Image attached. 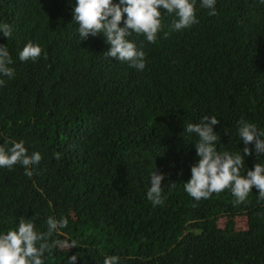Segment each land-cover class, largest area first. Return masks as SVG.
<instances>
[{"label":"trees","instance_id":"trees-1","mask_svg":"<svg viewBox=\"0 0 264 264\" xmlns=\"http://www.w3.org/2000/svg\"><path fill=\"white\" fill-rule=\"evenodd\" d=\"M75 4L0 0V23L13 30L0 33V44L15 70L0 76V146L23 141L28 155L42 156L30 177L19 164L0 167V235L21 217L38 232L49 217L67 218L44 264H69L72 255L75 264L113 255L118 264H264V199L255 186L240 204L231 189L196 201L184 188L199 160L187 124L216 116L220 153L243 155L241 119L264 132V4L216 0L209 15L196 0L199 23L167 37L177 17L161 9L155 43L128 38L146 54L143 71L105 58L102 35L80 40ZM30 42L41 57L22 62ZM248 147L241 175L264 165ZM153 168L164 175L156 206L147 199Z\"/></svg>","mask_w":264,"mask_h":264},{"label":"clouds","instance_id":"clouds-1","mask_svg":"<svg viewBox=\"0 0 264 264\" xmlns=\"http://www.w3.org/2000/svg\"><path fill=\"white\" fill-rule=\"evenodd\" d=\"M195 3L196 0H119V3H113V0H76L72 10L73 22L78 24L80 40L89 36H103L104 42L109 45L103 53L105 58L127 62L129 67L143 71L146 67V54L128 38L135 33L143 35L149 43H155L158 33L164 27L161 9L177 17L169 25V31L164 32V37L170 32L191 28L199 23ZM260 3L264 4V0H260ZM215 5L216 0H201V6L210 10L209 15L217 14ZM123 14H126V18ZM12 31L11 25L0 23V33L4 37L10 38ZM42 51L39 45L27 43L19 52V60L36 61L41 57ZM12 64L13 59L7 47L0 44V76L13 78L15 70L11 67ZM4 84L5 81L0 79V86ZM218 123L216 116L205 115L200 123H189L184 130L199 138L194 143L199 160L191 167V177L184 184L185 191L196 201H200L210 198L213 193L219 194L225 189H231L235 203L240 204L255 186L259 198L264 199V165L256 163L252 169L247 170L246 175H241L240 172L244 166V157L252 155L248 147L250 144L254 145L257 155L264 154V132L259 131L255 124L241 119L238 122V135L244 143L243 155L220 153L216 148L219 135L213 131V126ZM54 155L59 159L61 154ZM41 159L39 152L28 155L23 141L13 142L7 150L0 146V167L12 169L19 164L25 168V174L29 177L33 175L31 166L38 164ZM150 177L151 186L147 191V199L153 206L162 205L164 197L161 182L164 175L153 168ZM67 225V218L49 217L47 231L38 232L31 221L21 217L17 228L0 235V264H44V254L51 252L58 243H49V238ZM75 246L74 242L64 245L66 249ZM76 259V255L68 257L69 264H75ZM118 262L119 257L115 255L104 259V264Z\"/></svg>","mask_w":264,"mask_h":264}]
</instances>
